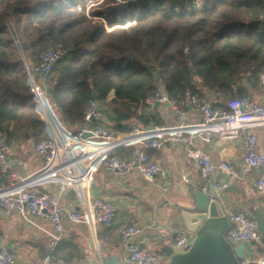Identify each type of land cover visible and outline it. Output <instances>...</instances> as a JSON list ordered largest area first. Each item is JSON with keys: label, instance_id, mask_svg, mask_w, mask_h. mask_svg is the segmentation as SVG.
<instances>
[{"label": "trees", "instance_id": "16d2710c", "mask_svg": "<svg viewBox=\"0 0 264 264\" xmlns=\"http://www.w3.org/2000/svg\"><path fill=\"white\" fill-rule=\"evenodd\" d=\"M57 47L66 54L47 87L63 125L83 123L96 93L115 107L117 130L131 133L124 123L159 90L178 100L213 92L215 107L247 96L243 83L264 73V0H0V131L9 145L49 138L27 65Z\"/></svg>", "mask_w": 264, "mask_h": 264}, {"label": "built area", "instance_id": "2783aa9c", "mask_svg": "<svg viewBox=\"0 0 264 264\" xmlns=\"http://www.w3.org/2000/svg\"><path fill=\"white\" fill-rule=\"evenodd\" d=\"M86 13L89 16V12ZM65 54L66 50L62 47L49 49L41 55L38 64L27 65L28 81L37 112L49 135L48 139L34 144V153L41 160V166L29 176H23L12 165L10 145L6 135L0 131V173L6 182L5 190L0 193V213L6 217L17 214L34 233L48 238L50 251L64 239V209L58 198L40 193L38 187L53 186L60 194L75 192L80 207L68 212V218L88 227L94 236V243H97V226L110 228L116 219L115 208L110 202L92 196V186L99 172L106 171L122 178L136 172L148 184L166 190L168 171L144 150L160 149L167 143L181 145L200 177L207 179L213 175L216 165L206 152L197 147L196 140L210 144L214 135L224 142L241 140L245 167L247 170H258L254 184L264 195V152L254 132L257 127L264 128L263 103L245 96L231 99L225 107H215L211 100L197 95L187 100H178L164 90H159L148 97L144 104L150 110L160 105L167 107L173 115L174 123L134 128L128 134H116L106 123H95L102 110L110 112V106L102 105L95 99L85 107L83 123L69 129L63 125L51 104L47 87L54 66ZM259 81L264 85V73L260 75ZM189 107L196 113L195 120L189 119ZM132 144L140 145L143 150L130 159L123 158L118 151ZM16 162L18 166L23 165L19 160ZM219 168L230 175H237L236 167L225 160L219 164ZM214 187L218 191L227 189L229 185L217 183ZM225 213L232 224L227 238L236 247L246 246L242 262H250L245 260L247 245H262L256 219L244 210ZM139 233L137 224L121 232L120 246L124 253V264H160L161 256L149 253L135 243L134 238ZM192 238L193 235L188 231H177L175 249L188 248ZM259 263L264 264V258ZM0 264L22 263L12 249L2 247Z\"/></svg>", "mask_w": 264, "mask_h": 264}, {"label": "crops", "instance_id": "0c3cea01", "mask_svg": "<svg viewBox=\"0 0 264 264\" xmlns=\"http://www.w3.org/2000/svg\"><path fill=\"white\" fill-rule=\"evenodd\" d=\"M242 87L245 88L247 96L264 104V85L259 80L257 82L245 81ZM205 99L214 103L215 93H207ZM104 104L110 106V112L102 110L100 118L95 123H106L116 134H128L123 131L126 129L117 130L115 107H112L109 101ZM104 104L102 103V105ZM134 110V117L124 123L126 128L133 130L134 128L142 129L153 125L164 126L174 123L171 111L162 105L150 110L143 103ZM188 110L189 119L195 120V111L190 107ZM254 132L258 136L259 145L264 152V128L257 127ZM34 144L32 141H27L22 144L10 145V161L23 176H29L41 166V160L34 153ZM196 145L206 152L216 165L210 178L200 177L192 161L186 157L181 145L168 143L160 149L144 150L150 158L156 160L168 171L166 190L148 184L136 172L127 178L106 171L99 172L92 186V196L110 202L115 208L116 219L110 228L97 226L98 244L94 243V236L88 227L74 223L68 218V212L78 210L80 207L75 192L69 191L60 194L56 187L42 186L37 190L42 194L58 198L64 209V239L57 245L55 252L50 257L49 253L47 255V252H50L47 237L34 233L17 214L6 217L0 213V248L12 249L22 264H43L45 261L49 264H102L105 257L119 258L124 263V253L120 246L121 232L129 226L137 224L140 233L135 236V243L141 249L161 256L160 264H166L168 256L166 249L169 247L175 249L176 232L182 230L173 225V218L176 215L175 209L185 205V193L189 189L184 185L203 189L208 182L213 185L217 183L229 185L225 190H218L225 212L244 210L252 216L254 212H257L264 218V195L256 189L254 184L258 170L246 169L243 142L241 140L224 142L214 135L210 144H204L197 139ZM141 150L143 147L132 144L122 148L118 153L123 158L130 159ZM16 160L21 161L23 165L18 166ZM224 160L236 167L237 175H230L219 168V164ZM5 188L6 182L0 173V193ZM165 199L169 203L165 204ZM258 230L261 234L259 227ZM88 257L91 259L90 262ZM245 257H247L245 259L247 261L261 262L264 258V247L262 245H247Z\"/></svg>", "mask_w": 264, "mask_h": 264}, {"label": "water", "instance_id": "95a60500", "mask_svg": "<svg viewBox=\"0 0 264 264\" xmlns=\"http://www.w3.org/2000/svg\"><path fill=\"white\" fill-rule=\"evenodd\" d=\"M156 81H159V77ZM93 98H98L96 93L93 94ZM184 186L189 189L185 193L186 202L184 206L175 209L173 225L188 231L193 238L186 249L167 248L166 264H262L257 261L243 263L246 246L236 247L227 238V232L232 228V224L224 211L219 191L214 185L208 182L203 189ZM164 202L169 203L166 199ZM253 214L261 231V244L264 247V218L257 212ZM87 259L91 261L89 257ZM102 264L124 263L119 258L105 257Z\"/></svg>", "mask_w": 264, "mask_h": 264}, {"label": "rangeland", "instance_id": "374dc122", "mask_svg": "<svg viewBox=\"0 0 264 264\" xmlns=\"http://www.w3.org/2000/svg\"><path fill=\"white\" fill-rule=\"evenodd\" d=\"M89 10H90V9H89ZM89 10H88V12H90ZM129 25H130V24H129ZM126 26H128V25L126 24ZM126 26H125V27H126ZM110 30H111V29L109 28L107 31H110ZM152 188H153V187H152Z\"/></svg>", "mask_w": 264, "mask_h": 264}]
</instances>
